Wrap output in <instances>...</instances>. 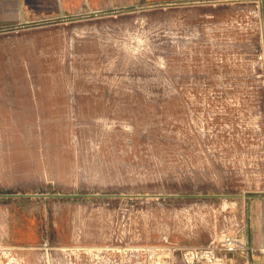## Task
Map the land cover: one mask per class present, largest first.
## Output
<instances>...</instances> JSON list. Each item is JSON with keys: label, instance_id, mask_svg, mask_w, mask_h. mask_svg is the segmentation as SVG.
<instances>
[{"label": "rangeland", "instance_id": "374dc122", "mask_svg": "<svg viewBox=\"0 0 264 264\" xmlns=\"http://www.w3.org/2000/svg\"><path fill=\"white\" fill-rule=\"evenodd\" d=\"M227 233L264 264V0H0V242L186 264Z\"/></svg>", "mask_w": 264, "mask_h": 264}, {"label": "built area", "instance_id": "2783aa9c", "mask_svg": "<svg viewBox=\"0 0 264 264\" xmlns=\"http://www.w3.org/2000/svg\"><path fill=\"white\" fill-rule=\"evenodd\" d=\"M245 248V244L235 234H224L211 242L198 246H187L182 251L181 259L186 264H224L228 255ZM38 255V264H107L103 248L96 252H86L83 247H57L45 242ZM20 248L0 242V264H30ZM144 253V259L141 258ZM159 249L146 247L134 249L132 264H159ZM173 254V253H172ZM176 261V257H173Z\"/></svg>", "mask_w": 264, "mask_h": 264}]
</instances>
